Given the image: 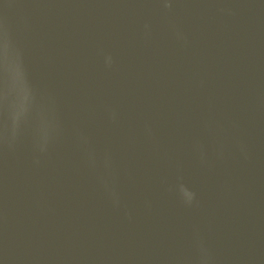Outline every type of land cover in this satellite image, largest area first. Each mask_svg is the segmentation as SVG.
<instances>
[{
	"label": "water",
	"instance_id": "obj_1",
	"mask_svg": "<svg viewBox=\"0 0 264 264\" xmlns=\"http://www.w3.org/2000/svg\"><path fill=\"white\" fill-rule=\"evenodd\" d=\"M0 264H264V0H0Z\"/></svg>",
	"mask_w": 264,
	"mask_h": 264
}]
</instances>
